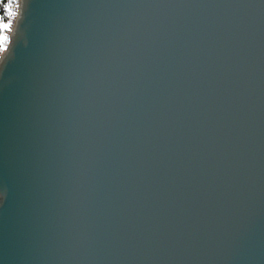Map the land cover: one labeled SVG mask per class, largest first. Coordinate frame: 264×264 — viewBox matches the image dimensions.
I'll use <instances>...</instances> for the list:
<instances>
[{
    "label": "water",
    "instance_id": "1",
    "mask_svg": "<svg viewBox=\"0 0 264 264\" xmlns=\"http://www.w3.org/2000/svg\"><path fill=\"white\" fill-rule=\"evenodd\" d=\"M5 190L0 264H264V0H26Z\"/></svg>",
    "mask_w": 264,
    "mask_h": 264
},
{
    "label": "clouds",
    "instance_id": "2",
    "mask_svg": "<svg viewBox=\"0 0 264 264\" xmlns=\"http://www.w3.org/2000/svg\"><path fill=\"white\" fill-rule=\"evenodd\" d=\"M26 0H0V71L13 53V41L24 18ZM6 195L0 192V203Z\"/></svg>",
    "mask_w": 264,
    "mask_h": 264
}]
</instances>
